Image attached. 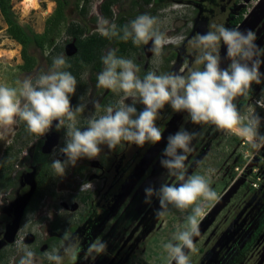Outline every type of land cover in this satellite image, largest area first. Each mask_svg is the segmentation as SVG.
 <instances>
[{"label": "rangeland", "instance_id": "rangeland-1", "mask_svg": "<svg viewBox=\"0 0 264 264\" xmlns=\"http://www.w3.org/2000/svg\"><path fill=\"white\" fill-rule=\"evenodd\" d=\"M4 1L13 22L32 38L28 53L34 59V65L27 68L22 56L23 44L11 36L0 2V84L11 87H18L17 82L25 78L48 72L54 58L67 59L77 51L67 32L70 24L81 25L85 21L100 33L99 23L105 19L100 12L105 0H89L85 17L75 8L77 2L82 5L84 1L71 0L73 4L64 9L65 20L52 30L50 19L58 15L63 2L60 6L57 0H35L36 3L29 4L26 0ZM113 11L114 18L106 20L115 25L121 15L129 24L137 16L149 14L157 19V29L173 41L159 55L150 50L151 42L130 49L124 58L132 59L140 67L141 78L150 71L183 74L197 67L188 42L197 34L209 31L213 23L251 30L257 36L256 43L264 47V0H167L159 5L118 0ZM243 11V20L232 25L230 20ZM34 36L48 39L44 49L34 42ZM56 45L63 50L55 52ZM112 49L106 47L104 52ZM173 52L176 56L168 62L166 58ZM221 55H225L223 46ZM221 66L226 67L227 62ZM261 71L264 72V66ZM98 74L92 78L91 68L86 66L77 80L71 102L88 105L78 116V127H86L93 113L102 115L105 107L115 105L120 99L121 94L97 87ZM257 101H264V83L253 84L247 98H237L241 115L258 114L264 118V107ZM138 106V110H143V105ZM56 123L39 137L28 132L22 121L10 132L0 129L4 135L0 139V167L4 166L3 172L0 170V198L4 200L0 206V264H18L21 253L16 244L21 240L36 254L35 264H49L46 254L62 248L67 239L79 241L80 264H167L163 246L173 233L188 227L190 209L182 213L170 206L166 215L157 217L159 202L154 199L151 206L146 205L144 189L149 185L159 187L165 181L176 183L160 166L159 158L167 137L179 129L197 134L185 160L188 175L205 176L218 195L217 200L202 203L204 215L198 218L200 235L194 238L196 252L189 253L191 264H264V149L253 152L247 141L213 125L194 124L187 113H173L166 106L163 118L157 121L163 132L159 143L146 144L143 148L121 145L113 151L102 146L97 159L79 161L60 179L55 176L51 162L59 157L67 129ZM41 141L40 159L44 162L38 163L34 153H37L36 143ZM21 180L27 182L25 188ZM83 195L90 197L83 201ZM18 201L23 203L21 208H26L16 221L18 225L7 234V227L15 222L14 215L10 217L8 212L16 210ZM99 217L97 226L90 229L92 219ZM98 239L107 242L108 252L93 260L87 252ZM238 258L241 260L237 261Z\"/></svg>", "mask_w": 264, "mask_h": 264}, {"label": "clouds", "instance_id": "clouds-1", "mask_svg": "<svg viewBox=\"0 0 264 264\" xmlns=\"http://www.w3.org/2000/svg\"><path fill=\"white\" fill-rule=\"evenodd\" d=\"M157 19L141 14L118 29L106 19L99 23L100 33L108 38L119 36L139 47L151 42V51L159 55L162 48L173 41L156 27ZM251 31L226 27L213 23L210 30L197 34L188 43L197 66L186 73H158L150 71L142 78L140 67L132 60L119 57L109 50L101 57L102 71L97 75V87L119 93L115 105L103 109L102 115L93 113L86 127H78V116L88 105L71 100L77 91V79L65 69L69 68L63 56L54 58L51 69L18 81V87L0 84V129L12 131L18 122H24L28 132L39 137L48 132L53 122L67 129L64 146L59 157L51 162L56 177L63 179L70 168L83 159L94 160L106 146L109 151L118 146L155 145L162 139L157 121L163 118V110L170 107L173 113H187L197 125H213L217 129L247 141L253 152L264 149V118L258 114L243 117L238 110L237 98H247L253 84L264 83V47L256 43ZM222 46L225 55H221ZM227 62L226 67L221 65ZM130 101V102H126ZM264 107V101H257ZM137 105H143L138 110ZM98 109V105H94ZM197 134L179 129L167 137L159 163L167 176L176 183L161 182L159 187L149 185L144 189V203L151 206L158 200L156 216L167 214L169 207L182 213L190 209L188 227L173 233L164 244L167 264H191L189 253L196 252L194 238L200 235L199 217L204 215L202 203L218 199L217 192L203 175H188L185 165L191 143ZM0 139L4 135L0 134ZM83 187V185H82ZM197 201H201L198 204ZM4 200L0 198V206ZM49 219L52 213H48ZM18 264H35V253L23 241L16 244ZM81 245L78 240L67 239L60 249L46 254L49 264H77ZM108 244L103 240L92 243L87 254L95 260L107 255Z\"/></svg>", "mask_w": 264, "mask_h": 264}, {"label": "trees", "instance_id": "trees-1", "mask_svg": "<svg viewBox=\"0 0 264 264\" xmlns=\"http://www.w3.org/2000/svg\"><path fill=\"white\" fill-rule=\"evenodd\" d=\"M84 4L80 5L79 2H77L75 4V8L79 10V15L81 17H85L88 14V4H89V0H83ZM118 0H105L102 4H101V13L104 16V18L107 19H113L114 18V11H113V5L117 2ZM141 3L143 4H147V5H159V4H165L167 2V0H139ZM0 2H2L1 8H2V12L6 18V21L9 25V32L11 34V36L15 39H17L18 41H20V43L23 44V49H22V56L25 59V66L27 68H31L34 65V59H32L28 53V42L32 39L25 31L24 29L18 25L17 23L13 22L12 17L9 15L8 10L6 8L5 5V1L4 0H0ZM58 4H62L63 7H61V9L59 10L58 15L53 18L50 19L52 20L53 24L52 25V30H55L57 28V26L59 25V23L63 20H65V11L64 9H66L67 7L71 6V0H57ZM244 12H241L237 17H234L232 20H230V23L232 25H237L239 24L244 17ZM117 28L118 29H122L125 25H127V19L125 16H120L117 19ZM94 21H97V18H94ZM85 22V21H84ZM91 30V28L87 25V23L85 22L82 25L79 24H70V26H68L67 28V32L69 35L75 36L76 37V43H75V47L77 49L76 53L67 58L66 62L67 64L70 65L69 68L65 69L67 71H70L77 80L80 79L81 77V72L82 70L86 67L89 66L91 68L93 75V78H96L95 73L96 72H101L103 69V64L101 62V57L106 54L104 52V50L106 49V47L112 46L116 51V55L119 57H125L127 56V54L130 52V49L134 48V49H138L139 47L135 46L131 39L128 40L127 42L123 41L122 39H120L119 36L116 37H105L102 34L95 32L89 35H86L87 32H89ZM49 35V34H48ZM47 35V37H49ZM33 40L35 43H37L41 49H44V44L45 39H41L38 36H34ZM55 52H61L63 50V48H61L59 45L55 46ZM176 56V53L173 52L169 57H167L166 59L169 61L173 60ZM51 58V57H49ZM53 64V63H52ZM139 109V106L137 107ZM37 160H40V158H37ZM4 166L2 165L0 167V170H2L1 172H3ZM42 182V180H41ZM90 197V195H83L82 200L83 201H87V199ZM105 209H102V212L104 214H106V212H104ZM98 212H95L93 214H97ZM101 217V219H100ZM99 218H93L91 223H90V229H92V226H97L98 222L100 220H102L103 215H101ZM100 219V220H99ZM60 221H58L57 224H59ZM57 228V226H56ZM250 246V244L248 245ZM247 251L244 250L243 251V255H246ZM240 261L241 258H238L237 261ZM236 262H234L233 264H235Z\"/></svg>", "mask_w": 264, "mask_h": 264}, {"label": "flooded vegetation", "instance_id": "flooded-vegetation-1", "mask_svg": "<svg viewBox=\"0 0 264 264\" xmlns=\"http://www.w3.org/2000/svg\"><path fill=\"white\" fill-rule=\"evenodd\" d=\"M100 12H101V6H100ZM101 15H102V13H101ZM103 16V15H102ZM104 17V16H103ZM105 19H107V18H105ZM82 24H84L85 22H81ZM81 24V25H82ZM90 27V26H89ZM91 28V27H90ZM92 30V28H91V30L89 31V32H87L86 33V35H89V34H92V33H95L96 31H93ZM99 33V32H98ZM101 34V33H100ZM70 37H72L73 38V42H74V44L76 43V37L75 36H72V35H69ZM67 39H69V37L67 38ZM67 42H68V40H67ZM76 53V52H75ZM75 53H73V55L75 54ZM73 55H71V56H73ZM71 56H68L67 58H69V57H71ZM92 72V71H91ZM96 73H100V72H96ZM93 73H92V78H93ZM41 146H42V141L41 142H37L36 143V147H35V152H37V153H34V155L35 154H37V157L35 158V160L38 162V163H43L44 161V159L42 158V159H40V160H37V158H40V156H41ZM27 181V180H26ZM41 182V181H40ZM20 183H21V185H22V188H25L26 187V185H27V182H25L24 180H21L20 181ZM35 192V191H34ZM28 195V194H27ZM26 195V196H27ZM33 195H34V193H33ZM33 195H32V197H33ZM22 205H23V203L22 204H20L19 203V201L16 203V210L12 213L11 212V210L8 212V215L11 217L12 216V214L14 215V217H15V222L12 224V225H9L8 227H7V234H9L10 232V229H13L14 230V228H15V226L16 225H18V223L16 222L17 220H20V214H22V212L21 211H23V210H25V206L23 207V208H21L22 207ZM24 212V211H23ZM102 215H104V214H102ZM72 230H75V227H73L72 228ZM13 234V233H12ZM77 264H80V260H79V258H78V260H77Z\"/></svg>", "mask_w": 264, "mask_h": 264}, {"label": "bare ground", "instance_id": "bare-ground-1", "mask_svg": "<svg viewBox=\"0 0 264 264\" xmlns=\"http://www.w3.org/2000/svg\"><path fill=\"white\" fill-rule=\"evenodd\" d=\"M35 0H26V4H29L30 2H34ZM36 3V2H34Z\"/></svg>", "mask_w": 264, "mask_h": 264}]
</instances>
